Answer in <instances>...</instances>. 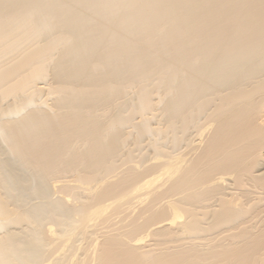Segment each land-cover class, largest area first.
Listing matches in <instances>:
<instances>
[{"label": "bare ground", "instance_id": "obj_1", "mask_svg": "<svg viewBox=\"0 0 264 264\" xmlns=\"http://www.w3.org/2000/svg\"><path fill=\"white\" fill-rule=\"evenodd\" d=\"M0 264H264V0H0Z\"/></svg>", "mask_w": 264, "mask_h": 264}]
</instances>
